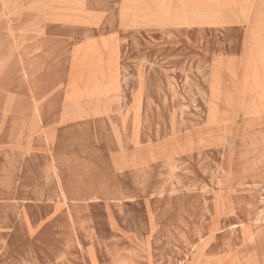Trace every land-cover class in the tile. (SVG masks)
<instances>
[{
  "label": "rangeland",
  "instance_id": "obj_1",
  "mask_svg": "<svg viewBox=\"0 0 264 264\" xmlns=\"http://www.w3.org/2000/svg\"><path fill=\"white\" fill-rule=\"evenodd\" d=\"M187 13L0 0V264H264V0Z\"/></svg>",
  "mask_w": 264,
  "mask_h": 264
},
{
  "label": "bare ground",
  "instance_id": "obj_2",
  "mask_svg": "<svg viewBox=\"0 0 264 264\" xmlns=\"http://www.w3.org/2000/svg\"><path fill=\"white\" fill-rule=\"evenodd\" d=\"M61 1H63V0H61ZM228 1L229 0H180L181 8L184 10H187L188 13H187V15H184L183 17H179L178 20H183V22H187V23L191 22V23L208 24V25L212 24V23H218V22H220V20H223L222 18H225L224 16L218 15V11H219V9L225 8L227 6ZM243 1H246V0H243ZM64 2H65V0H64ZM161 4H162V2H161ZM70 5H72V3ZM260 14H262V13H260ZM116 70H118V69H116ZM116 79L117 78H115V80ZM132 105L134 107V119H136L137 118V95L136 94L133 96ZM229 188H231V187H229Z\"/></svg>",
  "mask_w": 264,
  "mask_h": 264
}]
</instances>
